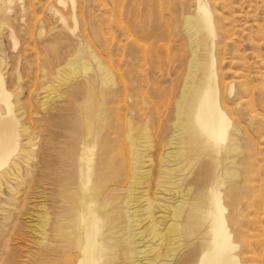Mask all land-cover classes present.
I'll list each match as a JSON object with an SVG mask.
<instances>
[{"label": "bare ground", "instance_id": "6f19581e", "mask_svg": "<svg viewBox=\"0 0 264 264\" xmlns=\"http://www.w3.org/2000/svg\"><path fill=\"white\" fill-rule=\"evenodd\" d=\"M195 8L171 101L148 75L160 66L154 42L138 48L136 75L84 42L65 62L44 58L31 86L17 37L13 60L0 45V264L19 257L11 231L35 213L43 264H251L236 228L247 139L224 103L235 86L219 81L215 12L207 0Z\"/></svg>", "mask_w": 264, "mask_h": 264}, {"label": "rangeland", "instance_id": "374dc122", "mask_svg": "<svg viewBox=\"0 0 264 264\" xmlns=\"http://www.w3.org/2000/svg\"><path fill=\"white\" fill-rule=\"evenodd\" d=\"M207 1L219 27L214 51L219 81L235 86L233 95L226 97L224 103L246 135L252 170L249 177L252 190L246 189L237 205L236 228L250 247L241 245L243 256L250 257L251 264H264V0ZM195 4L196 0H0V45L13 60L17 56L8 35L17 37L14 52L26 50V61L20 62V71H24L25 63L34 64L27 76L26 71L23 73L31 86L36 75L42 74L44 58H50L52 63L65 62L75 55L79 43L84 42L104 57L103 60L119 63L122 69L128 63L126 69L136 75L144 56L138 48L151 49L154 42L160 66L155 74H149V70L147 73L166 88L170 100L177 92L180 84L176 81L183 76L184 65L190 58L182 26L186 15L195 14ZM129 35L133 36L132 40L137 39V45ZM33 216L34 219H25L29 229L20 227L18 236L15 235L18 229L11 231L10 239L14 240L8 253L20 255L14 263L6 257L4 264H43L30 229L37 225V213Z\"/></svg>", "mask_w": 264, "mask_h": 264}]
</instances>
